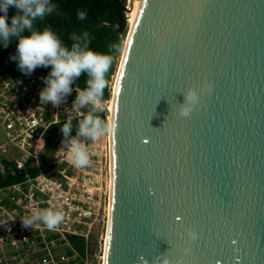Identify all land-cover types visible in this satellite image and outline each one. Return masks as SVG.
I'll list each match as a JSON object with an SVG mask.
<instances>
[{
	"label": "water",
	"instance_id": "obj_1",
	"mask_svg": "<svg viewBox=\"0 0 264 264\" xmlns=\"http://www.w3.org/2000/svg\"><path fill=\"white\" fill-rule=\"evenodd\" d=\"M117 71L104 264H264V0H140Z\"/></svg>",
	"mask_w": 264,
	"mask_h": 264
},
{
	"label": "built area",
	"instance_id": "obj_2",
	"mask_svg": "<svg viewBox=\"0 0 264 264\" xmlns=\"http://www.w3.org/2000/svg\"><path fill=\"white\" fill-rule=\"evenodd\" d=\"M45 76L36 69L29 75L20 71L14 76L0 56V127L6 135L0 151L6 153L10 147L17 151V157H3L14 163L10 169H25L29 159L38 168L35 176L25 171L22 180L0 185V264H104L109 212L105 207L109 205L110 185L104 191L107 202L94 192L96 185L102 184V171H106L105 182L108 179L110 183V141L107 139L104 145L100 139L87 142L90 163L83 168L73 167L67 155L57 152L64 139L51 159L40 162L46 131L70 114L76 115V89H83L73 84L72 93L60 105L40 104L39 91L45 87L41 78ZM111 96L103 101L106 121ZM3 158L0 172L5 171ZM47 208L64 214L56 229L49 230L41 222L34 227L23 226L22 218ZM97 223L101 230L92 242L90 236ZM71 236L81 240V248L72 243Z\"/></svg>",
	"mask_w": 264,
	"mask_h": 264
},
{
	"label": "clouds",
	"instance_id": "obj_3",
	"mask_svg": "<svg viewBox=\"0 0 264 264\" xmlns=\"http://www.w3.org/2000/svg\"><path fill=\"white\" fill-rule=\"evenodd\" d=\"M10 7H14L17 12L11 17L9 24ZM55 7L53 0H0V47L7 48L13 40L18 41L16 51L10 55V59L16 61L18 69L26 75L38 67L50 69L47 76L41 78L45 87L39 91L40 104L51 102L54 106L60 105L72 93L74 82L81 76L87 77L86 86L76 89L78 94L73 109L76 115L70 114L60 125L64 140L57 149V152L67 155L68 162L73 167L83 168L90 163L87 142H96L101 137L114 133L117 128L115 120L108 122L99 115L104 111L105 89L109 87L108 75L115 57L91 49L87 42V32L83 33V37L74 33L71 36L73 43L69 47L51 28L35 29L34 22L50 15ZM77 18L85 20L87 11L78 9ZM120 50L119 46L115 49L116 52ZM205 90L211 92L212 85L205 84L199 92L195 88L184 92L179 114L190 116L199 103L200 94ZM83 109L88 111L84 113ZM73 120L76 121L75 124ZM74 127L76 135L72 136ZM21 220L26 228L41 222L47 229L54 230L63 222L64 214L47 208L35 211ZM187 236L189 240L195 241L198 234L189 230ZM151 264H172V261L168 256H163L157 257Z\"/></svg>",
	"mask_w": 264,
	"mask_h": 264
},
{
	"label": "trees",
	"instance_id": "obj_4",
	"mask_svg": "<svg viewBox=\"0 0 264 264\" xmlns=\"http://www.w3.org/2000/svg\"><path fill=\"white\" fill-rule=\"evenodd\" d=\"M127 0H53L56 7L53 9L50 15L45 16L43 19H37L34 22V28L43 30L45 28H51L61 38L63 43L67 46H71L73 40L71 36L75 33L78 36L83 37V33H88L87 42L91 49L101 52L116 54V47L121 43L120 35L124 34L127 28V21L125 18V5ZM82 9L87 11V18L85 20H79L77 18V10ZM17 10L14 7L9 8L8 23H11V17L15 15ZM18 41L13 40L7 48L0 47V56L4 62L8 65L9 71L12 75L16 76L20 73L17 67V62L10 59V55L14 54L17 48ZM115 60L108 75L109 82L111 76L114 73V69L117 63L116 55ZM36 70L41 71L47 75L49 68L38 67ZM87 77L81 76L74 84L84 88ZM111 96L110 86L105 89L104 99ZM99 115L106 120L105 111L99 113ZM65 121L51 125L44 135V148L43 155L40 157V162L48 160V156L53 157L60 140L64 139L60 125ZM76 121L73 120V124ZM76 134L75 127L73 128L71 135ZM5 171L0 172V185H7L19 180H22L24 176L11 177L8 175L11 167L14 166L13 162L2 159ZM33 159H29L24 163L25 171L30 176H35L38 173V168L32 165ZM72 243L81 248V240L75 236L70 237Z\"/></svg>",
	"mask_w": 264,
	"mask_h": 264
},
{
	"label": "rangeland",
	"instance_id": "obj_5",
	"mask_svg": "<svg viewBox=\"0 0 264 264\" xmlns=\"http://www.w3.org/2000/svg\"><path fill=\"white\" fill-rule=\"evenodd\" d=\"M128 5V4H127ZM127 17H126V21H127ZM128 29H129V27H128V22H127V28H126V31H125V33L124 34H122V35H120V37H121V43H120V45H119V47L121 48V50L119 51V52H116V54H114V55H116V60H117V63H116V66H115V69H114V73H113V75L111 76V83L110 84H112V82H113V79H114V75H115V73H116V70H117V68H118V64H119V62H120V59H121V56H122V51H123V49H124V41L126 40V36H127V33H128ZM113 85V84H112ZM6 141V135H5V132L3 131V129L0 127V144L1 143H3V142H5ZM18 156V154H17V151H15L13 148H9L8 149V151L6 152V153H2L1 151H0V160H1V158H3V157H17ZM51 156H48V158L49 159H51L50 158ZM103 163H104V159H103ZM104 169V168H103ZM106 170H107V167H106ZM105 172L106 171H102V174H103V180H102V184H97L96 185V187H98V189H96V191L94 192V193H96V194H100V195H103V197H105V199H106V202H107V198H106V194H105V196H104V191L106 192V186L109 184L108 183V181H107V179H106V182H105V177L107 178V176H105ZM97 174H99V171L97 172ZM107 205V204H106ZM106 208V207H105ZM101 224H99L98 225V223L96 224V227H95V229H94V231L92 232V235L90 236V239L92 240V242H94V240L96 239V237L98 236V234H99V232H98V229L99 230H101ZM97 229V230H96Z\"/></svg>",
	"mask_w": 264,
	"mask_h": 264
},
{
	"label": "bare ground",
	"instance_id": "obj_6",
	"mask_svg": "<svg viewBox=\"0 0 264 264\" xmlns=\"http://www.w3.org/2000/svg\"><path fill=\"white\" fill-rule=\"evenodd\" d=\"M139 1L140 0H133L132 1V6H131V8L129 9V11L127 12V22H128V27L130 28L131 27V24H132V21H133V18H134V16H135V14H136V12H137V9H138V6H139ZM128 34V33H127ZM125 42H126V40L124 41V44H125ZM122 54H123V51H122ZM122 57V56H121ZM117 70H116V73H115V75H114V79H113V82H112V87H111V103H110V105H109V111H110V115H109V121L108 122H111V118H112V104H113V94H114V89H115V83H116V79H117ZM108 136V137H107ZM107 139H109V141H110V134L109 135H106V136H103V137H101L100 138V141L102 142V144L104 145L105 143H106V141H107ZM107 181H108V179H107ZM108 183H109V181H108ZM109 185H110V183L108 184V188H109ZM108 208H109V205L107 204L106 205V210H108Z\"/></svg>",
	"mask_w": 264,
	"mask_h": 264
},
{
	"label": "snow or ice",
	"instance_id": "obj_7",
	"mask_svg": "<svg viewBox=\"0 0 264 264\" xmlns=\"http://www.w3.org/2000/svg\"><path fill=\"white\" fill-rule=\"evenodd\" d=\"M145 143H147V141H145Z\"/></svg>",
	"mask_w": 264,
	"mask_h": 264
}]
</instances>
